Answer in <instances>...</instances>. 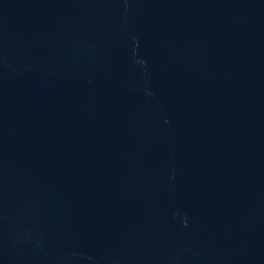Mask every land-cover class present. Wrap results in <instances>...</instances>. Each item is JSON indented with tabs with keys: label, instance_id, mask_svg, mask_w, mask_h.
<instances>
[{
	"label": "water",
	"instance_id": "water-1",
	"mask_svg": "<svg viewBox=\"0 0 264 264\" xmlns=\"http://www.w3.org/2000/svg\"><path fill=\"white\" fill-rule=\"evenodd\" d=\"M0 264H264V0H0Z\"/></svg>",
	"mask_w": 264,
	"mask_h": 264
}]
</instances>
